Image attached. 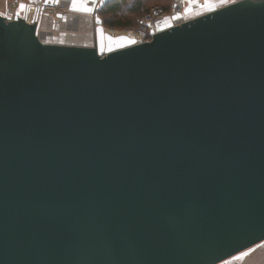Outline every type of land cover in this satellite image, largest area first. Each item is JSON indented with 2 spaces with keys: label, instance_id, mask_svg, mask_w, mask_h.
<instances>
[{
  "label": "water",
  "instance_id": "95a60500",
  "mask_svg": "<svg viewBox=\"0 0 264 264\" xmlns=\"http://www.w3.org/2000/svg\"><path fill=\"white\" fill-rule=\"evenodd\" d=\"M112 1L87 45L44 41L57 0L0 11V264L236 259L264 243V0L144 44Z\"/></svg>",
  "mask_w": 264,
  "mask_h": 264
},
{
  "label": "crops",
  "instance_id": "0c3cea01",
  "mask_svg": "<svg viewBox=\"0 0 264 264\" xmlns=\"http://www.w3.org/2000/svg\"><path fill=\"white\" fill-rule=\"evenodd\" d=\"M97 1L99 0H77L75 6H73V0H57V8L67 12V14L65 16L63 15V18H54L50 16L43 18L40 32L43 34L44 41L62 45H87L93 42L95 18L91 13V9L93 8V4ZM119 1L121 0H114L107 6H112V4ZM133 1L136 2L137 0ZM233 2H235V0H227V2H222V0H182L184 6L183 13L179 16L174 15L157 22L154 28L155 30L166 28L174 25L180 20L193 19L209 10ZM42 3L43 0H0V11L6 12L13 9L14 13L20 12L27 14L28 18L31 19L35 12L32 10L33 6ZM21 5H23V7H21ZM30 6L32 7L30 8ZM99 8L100 7H98V16L104 21L105 19L109 21L110 17L105 18V16L102 15V12L105 10ZM129 17L132 18L133 15H129ZM257 254L264 256V243L225 264H257L255 262V259L259 257ZM260 259L264 258L260 257Z\"/></svg>",
  "mask_w": 264,
  "mask_h": 264
},
{
  "label": "built area",
  "instance_id": "2783aa9c",
  "mask_svg": "<svg viewBox=\"0 0 264 264\" xmlns=\"http://www.w3.org/2000/svg\"><path fill=\"white\" fill-rule=\"evenodd\" d=\"M32 6H30L31 8ZM40 9H43L42 4L34 5L32 10L35 11L33 18L38 13ZM30 10V9H29ZM31 11V10H30ZM43 11L47 14H50L51 17H56L57 15H66L67 12L62 11L60 8H44ZM184 6L182 0H170V8L168 11L164 10L161 7L155 6L151 10L144 14L138 21L137 26L133 29H128L124 33L127 38L132 40L135 44H144L151 42L155 33L158 30H155L154 25L157 22L165 20L171 16H179L183 13ZM31 18V19H33Z\"/></svg>",
  "mask_w": 264,
  "mask_h": 264
},
{
  "label": "trees",
  "instance_id": "16d2710c",
  "mask_svg": "<svg viewBox=\"0 0 264 264\" xmlns=\"http://www.w3.org/2000/svg\"><path fill=\"white\" fill-rule=\"evenodd\" d=\"M169 4L166 6H158L168 11L170 8V0ZM155 7V6H154ZM153 8V7H151ZM151 8H147L145 6V0H137L133 2V0H121L112 4V6H105L103 9L105 11L102 12V15L105 18L110 17L109 21H104L105 27L113 28V29H133L137 26V21L146 13H148ZM121 15V16H120ZM129 15H133V18H130ZM106 27V28H107Z\"/></svg>",
  "mask_w": 264,
  "mask_h": 264
},
{
  "label": "rangeland",
  "instance_id": "374dc122",
  "mask_svg": "<svg viewBox=\"0 0 264 264\" xmlns=\"http://www.w3.org/2000/svg\"><path fill=\"white\" fill-rule=\"evenodd\" d=\"M167 4H169L168 0H145V6H147V8H151L154 6H161L162 7V6H166ZM105 21H106V19H105ZM109 22H110V19H109ZM106 29L112 30V31H117V32H123V31L125 32L126 31V29H113V28H109V27H107ZM257 256H259V257L255 259V262L257 264H263L264 259H260V257L264 258V256H262L260 254H257ZM253 261H254V259H253Z\"/></svg>",
  "mask_w": 264,
  "mask_h": 264
},
{
  "label": "bare ground",
  "instance_id": "6f19581e",
  "mask_svg": "<svg viewBox=\"0 0 264 264\" xmlns=\"http://www.w3.org/2000/svg\"><path fill=\"white\" fill-rule=\"evenodd\" d=\"M47 15L51 17L50 14H47ZM64 16H65V15H64ZM106 32H107L108 34H110L111 36H114V37H119V36H125V37H126V35H125L124 33H121V32L112 31V30H107V29H106ZM123 32H124V31H123Z\"/></svg>",
  "mask_w": 264,
  "mask_h": 264
},
{
  "label": "snow or ice",
  "instance_id": "6c2138e0",
  "mask_svg": "<svg viewBox=\"0 0 264 264\" xmlns=\"http://www.w3.org/2000/svg\"><path fill=\"white\" fill-rule=\"evenodd\" d=\"M77 0H73V6H75ZM222 2H227V0H222ZM21 7H23V5H21ZM101 32H103V30L101 29Z\"/></svg>",
  "mask_w": 264,
  "mask_h": 264
}]
</instances>
